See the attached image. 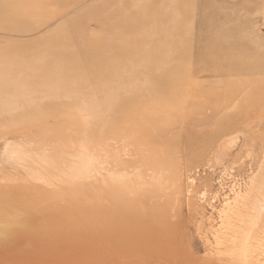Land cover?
I'll return each instance as SVG.
<instances>
[{
  "label": "rangeland",
  "instance_id": "1",
  "mask_svg": "<svg viewBox=\"0 0 264 264\" xmlns=\"http://www.w3.org/2000/svg\"><path fill=\"white\" fill-rule=\"evenodd\" d=\"M263 92L264 0H0V264H264Z\"/></svg>",
  "mask_w": 264,
  "mask_h": 264
},
{
  "label": "bare ground",
  "instance_id": "2",
  "mask_svg": "<svg viewBox=\"0 0 264 264\" xmlns=\"http://www.w3.org/2000/svg\"><path fill=\"white\" fill-rule=\"evenodd\" d=\"M261 95H264V92L261 94ZM75 186V185H74ZM34 200V199H33ZM91 210V209H90ZM88 220V219H87ZM92 220V219H91ZM85 221H86V219H85ZM93 222V221H92ZM97 222V221H96ZM123 222V221H122ZM74 226V225H73ZM76 226V225H75ZM93 226V225H92ZM64 228H66V227H64ZM68 228V227H67ZM110 228H111V226H110ZM104 229H106V228H104ZM64 231V230H63ZM74 231V230H73ZM111 231V230H110ZM75 232V231H74ZM74 232H72V233H74ZM66 233V232H65ZM111 233V232H110ZM119 233V232H118ZM112 234V233H111ZM62 236V235H61ZM70 236V235H69ZM52 237V236H51ZM67 237V236H66ZM72 237V236H71ZM73 237H75V236H73ZM121 237V236H120ZM123 237V236H122ZM119 238V237H118ZM69 239V238H68ZM120 239V238H119ZM116 241V240H115ZM73 242V241H72ZM116 244H117V242H116ZM120 244V243H119ZM114 245V244H113ZM234 247V246H233ZM117 248H119V247H117Z\"/></svg>",
  "mask_w": 264,
  "mask_h": 264
}]
</instances>
